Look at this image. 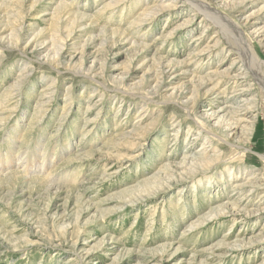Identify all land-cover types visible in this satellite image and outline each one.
Segmentation results:
<instances>
[{
	"label": "rangeland",
	"instance_id": "1",
	"mask_svg": "<svg viewBox=\"0 0 264 264\" xmlns=\"http://www.w3.org/2000/svg\"><path fill=\"white\" fill-rule=\"evenodd\" d=\"M112 1L0 0V30L13 32L0 40V174H29L0 175V264H264V88L248 71L264 67L238 55L240 32L228 26V40L190 0L140 22L153 0ZM200 1L240 23L264 60V36L250 34H264V0ZM160 57L178 62L166 94L190 96L215 68L244 75L211 79L215 91H199L196 105L131 93L160 72ZM238 108L257 122L249 141L206 117Z\"/></svg>",
	"mask_w": 264,
	"mask_h": 264
},
{
	"label": "bare ground",
	"instance_id": "2",
	"mask_svg": "<svg viewBox=\"0 0 264 264\" xmlns=\"http://www.w3.org/2000/svg\"><path fill=\"white\" fill-rule=\"evenodd\" d=\"M118 1V0H114L112 1L113 4ZM156 1V2H155ZM191 3H192V6L194 5L195 8L197 7L199 11H197V13H201L203 18H209L208 20H210L211 22L213 23H217L219 25V28L220 30L223 31V35L225 37L228 38V40H231V34L229 31H227L225 28H228V26H231L234 30L233 31H236V33H241V35H239V38L241 40V42H243L241 45H238V47L235 49H237L238 51V55H241L243 60H246V63H247V57L249 56V58L252 60L251 63L255 64L257 67H264V60H260L259 56H258V53L254 50L253 47H251L250 43L248 42L247 38H245L244 36V32L242 31V28L241 26L239 25L240 23H238L237 21H235L233 18H230L229 16L225 15V14H221L219 13L218 9L215 8L214 6L208 4V3H205V2H201L200 0H190ZM148 2V1H147ZM179 1H176V0H153L152 2H148L144 8L142 9V13L140 14L141 17H140V21H145L147 20V17H158L164 10H178L179 8H181L178 4ZM188 3V2H187ZM241 3V2H240ZM68 4V3H67ZM190 4V3H189ZM65 7L66 5L65 4H60L59 7ZM72 6V4H71ZM79 6V5H78ZM178 6L177 8L175 9H171V8H174ZM191 6V7H192ZM193 6V7H194ZM2 7V5H1ZM68 7V6H66ZM183 8V7H182ZM61 11L60 10H56L55 11V15H58L60 14ZM76 16H75V20H84L86 19V16L85 14H78V13H75ZM70 15V13L68 14ZM77 18V19H76ZM150 18V19H151ZM153 21V20H152ZM188 21V20H187ZM32 26L29 27V29H31ZM219 30V31H220ZM24 31V24H22L19 28H16L15 30V35L17 36V41H19V38L21 36V33ZM218 31V32H219ZM73 32V28L71 29V31L69 32V34H71ZM221 32V31H220ZM13 33V32H12ZM12 33L9 35V36H5V31L4 30H0V40L1 42H8V40L10 39V37H12ZM164 34V33H163ZM251 35L255 36V37H261L260 39V42L263 41V36L264 34L263 33H260L259 31H256L254 34L250 33ZM219 35V34H218ZM223 36V37H224ZM37 38L38 36H35L33 35L30 40L27 42V45L29 44H32V43H36L37 42ZM234 38V36H233ZM255 39V38H254ZM234 40V39H233ZM237 41V40H235ZM211 42V41H210ZM207 43L206 44V47L204 49H199L198 47H194L193 50H196L197 52L196 53H193V57H202L203 54L205 53H208L211 51V49H213L211 46H214V44H210ZM213 43H215V45L219 44L220 43V38L217 37L214 39ZM240 44V42H239ZM46 45L47 43L45 41L42 40V42H40L39 44L35 45L34 48H35V54L36 55H40V54H43V52L46 50ZM65 47V44H62L61 48L59 49V53L56 55V57H54V60H52V62H54V65H61L65 63V60H66V55L62 54V50L64 49ZM253 48V49H252ZM50 50V49H49ZM49 50L48 52H46L45 54V57H44V62L45 63H49L50 59H49ZM25 55V54H24ZM240 56V57H241ZM195 59V58H194ZM240 59V60H241ZM236 60V58H234V61ZM242 60V61H243ZM201 61V60H200ZM178 62L176 61H173L172 59H164V57H160V72H158L155 77H153L150 80H147V82H143L141 84V86H143L141 88V90L139 91H134V92H131V93H134V94H137L140 95L141 98H147V99H154L158 96H160V98L164 101V102H172V101H175L177 104H187L189 105L190 102H192L193 105H196L198 100H199V91L201 90H204V92H214L215 89H216V85L215 86H212L210 81L211 79H214V78H220V77H223V76H228L230 77L231 75H235V78H243L242 75H244V73H241L239 72L235 67L234 68H231V67H228L226 68L225 70L223 69H219V68H215V70H210L208 72V75L203 77V78H198L199 79V84L197 86H194L192 88L191 91H188L187 93H191L190 96H183L181 97L180 95H178L177 93V90H174L172 92V94H166L165 92H163V87H165V74L168 73V72H171L175 67V65L177 64ZM242 63V62H241ZM249 63L248 66L251 64ZM91 68H94L95 67V61L91 64ZM179 67V66H177ZM243 67V66H242ZM250 67V66H249ZM236 70L238 72H236ZM243 71V70H242ZM249 72H252V75L254 76L256 82H258V84L261 86V84L263 85V88H264V77L261 74L255 72L252 68H250L248 70ZM262 71V69H261ZM234 72H236V74H233ZM244 72V71H243ZM21 73V76L24 77L23 75L24 74V71H20ZM173 72H171L172 74ZM246 73V72H245ZM264 73V72H263ZM195 74V73H194ZM89 76V75H88ZM90 77V76H89ZM249 77V76H248ZM194 79H197V77L194 75ZM222 79V78H221ZM234 80V79H233ZM22 81V80H21ZM21 81H16V85L20 88L21 87ZM120 81V80H119ZM117 79L114 81V83H119ZM235 81V80H234ZM198 82V80H197ZM254 82V81H253ZM228 83V82H227ZM47 87H45L47 89V91H45V93L43 94V99L44 101L46 100V104H49L51 101H52V94H53V91H48V90H51V87H52V84H49V85H46ZM138 86V85H137ZM209 86V87H208ZM207 87H208V91H207ZM250 88V87H249ZM248 90V89H247ZM56 91V90H55ZM246 91V90H245ZM69 92V91H68ZM163 92V93H162ZM184 92V91H182ZM7 93V91H6ZM181 93V92H180ZM186 93V94H187ZM7 95H11V93L7 94ZM42 95V94H41ZM164 98V99H163ZM176 99V100H174ZM239 99V98H238ZM237 99V100H238ZM242 100V99H241ZM236 102V101H235ZM241 102V101H240ZM242 104L245 105L246 102H249L250 105L254 104L252 103V101L250 102V100H242ZM40 104L42 103H38L36 104L35 108L37 107H40ZM88 104V107L87 109L88 110H91L92 106H91V103H87ZM191 104V105H192ZM249 105V104H248ZM255 105V104H254ZM46 106V105H45ZM191 107V106H190ZM185 108H188V107H185ZM44 109V108H43ZM230 110V109H229ZM245 109H234V111L232 113L229 114V112L227 111L226 113H224L223 115H220L219 112H225V109H220L218 110L219 112L216 113L214 111H212L210 114H208L207 112V115L206 117L209 118L210 120L211 119H215V124L217 125V127H224L225 129H227L229 132L233 133L234 137L239 134V132L244 136L243 139L244 141H249L251 138V127H254L256 126L257 128V122L254 121V119H251L249 118L246 114L247 113H244ZM43 111V110H42ZM89 112V111H88ZM193 112V111H192ZM249 113V112H248ZM45 114L42 115V112H41V116L43 117ZM143 115V114H142ZM210 115V116H209ZM235 115V116H234ZM38 116V113L36 114V117ZM139 116V115H138ZM194 118V117H193ZM20 119V118H19ZM38 119V118H37ZM198 124L200 125V130H199V133H201L202 130L204 131H207L204 126V121L206 119H198V118H194ZM143 120V119H142ZM140 121V120H139ZM22 121H19L18 124H21ZM17 124V123H16ZM141 125V123L139 124ZM136 127V126H135ZM142 127V126H141ZM145 128V127H144ZM143 128V130H144ZM134 133V132H133ZM138 135V138L139 139L140 137H142L143 134H141L140 132H137L136 133ZM10 139H13V137H11ZM208 139V138H207ZM205 157H202V156H194L192 159V164L194 163H197V164H200L202 163V161L204 160ZM262 158L264 159V155L262 156ZM206 159V158H205ZM213 159L212 160H207V163H213ZM2 162V161H1ZM191 163V162H190ZM3 164V162H2ZM7 164V163H6ZM45 163L43 162L42 165H40V168H38V170H42L43 169V165ZM50 162L48 163L47 162V166H50ZM1 163H0V173H3L6 170H4V168L1 167ZM26 166L24 165V168ZM191 167V166H190ZM19 170H10L8 173L4 174V175H11L13 177H18L19 175H21L22 177H26L28 176L29 174L28 173H23L22 174V170H21V165H19L17 167ZM45 168V167H44ZM200 167H195L194 169H199ZM16 169V168H15ZM26 171H28L26 168H25ZM39 170V171H40ZM198 172V171H197ZM230 173V172H229ZM255 174V173H254ZM1 176H4L3 174H0ZM155 192H158L157 189H153L151 190L150 192H148V194H154ZM139 198V196H138ZM141 198V196H140ZM235 207V206H234ZM226 211L224 210H219V212L216 214V215H221V214H225ZM113 251V250H112Z\"/></svg>",
	"mask_w": 264,
	"mask_h": 264
}]
</instances>
